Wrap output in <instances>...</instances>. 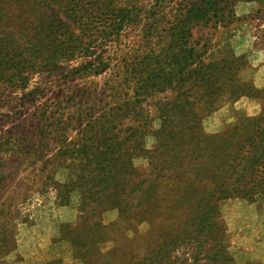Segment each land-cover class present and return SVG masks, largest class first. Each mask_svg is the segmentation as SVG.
I'll list each match as a JSON object with an SVG mask.
<instances>
[{"label":"trees","instance_id":"obj_1","mask_svg":"<svg viewBox=\"0 0 264 264\" xmlns=\"http://www.w3.org/2000/svg\"><path fill=\"white\" fill-rule=\"evenodd\" d=\"M114 13L99 26L82 16L69 26V37L54 39L49 25L28 65L12 76L25 99L17 113L8 106L15 116L6 117L10 127L0 128V255L15 249L26 198L16 193L34 177L39 189L55 192L59 206L78 196L77 222L65 230L78 253L94 246L87 264H240L220 204L232 197L264 199V90L241 82V58L213 59L211 44L185 35L182 21L165 32L159 15L146 17L149 36L121 49L145 12ZM34 75L51 80L41 78L28 91ZM241 97L262 100L261 114L206 134L203 120ZM140 159L146 165L137 166ZM21 168L31 174L12 191ZM60 172H67L63 180ZM166 189L174 216L160 232L150 221L154 233L140 234L136 226L156 210ZM114 210L121 212L119 231L102 221ZM107 241L113 247L100 252Z\"/></svg>","mask_w":264,"mask_h":264},{"label":"rangeland","instance_id":"obj_2","mask_svg":"<svg viewBox=\"0 0 264 264\" xmlns=\"http://www.w3.org/2000/svg\"><path fill=\"white\" fill-rule=\"evenodd\" d=\"M108 7L114 14L120 9L137 7L145 12L138 17L137 25L125 33L121 49L126 51L134 42L149 36L146 17L156 14L158 18L159 15L160 27L165 32L182 21L185 35L191 34L193 40L202 44H211L210 56L213 59L219 55L241 58L244 64L240 72L241 82L256 90H264V0H0V128L10 127L12 120L6 117L15 116L13 114L18 112V106L25 99L12 76L21 66L28 65L27 56L39 40H44L47 27L51 26L54 39L65 34L69 37V26L75 27L82 16L96 26L110 18L112 12L107 14ZM72 8L78 12H72ZM41 78L47 83L51 80L49 75H34L28 91L34 90L35 82ZM98 80L101 84L104 82L103 77ZM48 94L49 90L46 96ZM8 106L17 110L11 113L7 110ZM262 108V100L251 97L224 102L203 120L204 132L208 135L221 134L239 124L244 117H258ZM152 145L151 138L147 147ZM136 164L142 167L146 161L140 159ZM31 171L24 168L17 170V177L12 183L14 186L9 188L15 191L21 179ZM66 173L60 172L58 178L63 180ZM27 182L22 183L16 193L22 197L26 195V198L13 234L15 249L0 255V259L8 264H87L94 246L90 244L78 253L68 239L70 232L65 230L66 225L72 226L77 222L78 196H72L69 206H59L53 190L39 189V180L34 177L29 178L30 183ZM170 194L168 189L161 192L160 201L156 200V210L144 213L146 221L136 226L140 234L154 233L150 221L159 231V227H164V222L174 216V208L169 205ZM220 211L236 261L240 264H264V199L254 197L251 201L232 197L220 204ZM102 221L107 228L114 226L118 231L122 229L120 226H124L118 210L106 213ZM133 236L132 230L129 231V237ZM101 238V235L95 237V242ZM112 247L113 242L107 241L100 243L98 250L106 252Z\"/></svg>","mask_w":264,"mask_h":264}]
</instances>
